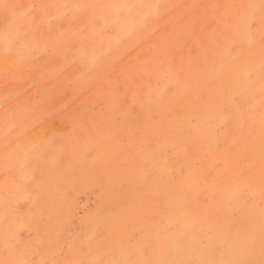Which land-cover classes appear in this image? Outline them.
<instances>
[{
  "label": "rangeland",
  "instance_id": "374dc122",
  "mask_svg": "<svg viewBox=\"0 0 264 264\" xmlns=\"http://www.w3.org/2000/svg\"><path fill=\"white\" fill-rule=\"evenodd\" d=\"M0 264H264V0H0Z\"/></svg>",
  "mask_w": 264,
  "mask_h": 264
},
{
  "label": "bare ground",
  "instance_id": "6f19581e",
  "mask_svg": "<svg viewBox=\"0 0 264 264\" xmlns=\"http://www.w3.org/2000/svg\"><path fill=\"white\" fill-rule=\"evenodd\" d=\"M254 25V24H253ZM171 91V90H170ZM5 129V128H4ZM72 147V146H71ZM73 148V147H72ZM74 148H75V146H74ZM88 206V205H87ZM82 212H80V214H81ZM240 225H241V223H240ZM243 225V224H242ZM241 227V226H240ZM241 230H242V228H241ZM235 238H236V236H235Z\"/></svg>",
  "mask_w": 264,
  "mask_h": 264
}]
</instances>
